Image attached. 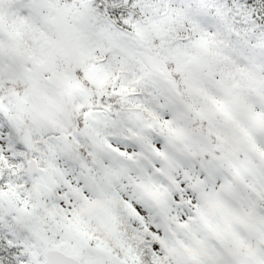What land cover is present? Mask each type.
<instances>
[{"label": "snow or ice", "instance_id": "1", "mask_svg": "<svg viewBox=\"0 0 264 264\" xmlns=\"http://www.w3.org/2000/svg\"><path fill=\"white\" fill-rule=\"evenodd\" d=\"M0 264H264V0H0Z\"/></svg>", "mask_w": 264, "mask_h": 264}]
</instances>
